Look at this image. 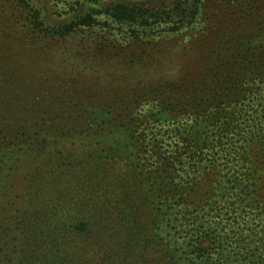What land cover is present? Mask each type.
Here are the masks:
<instances>
[{"label": "trees", "instance_id": "1", "mask_svg": "<svg viewBox=\"0 0 264 264\" xmlns=\"http://www.w3.org/2000/svg\"><path fill=\"white\" fill-rule=\"evenodd\" d=\"M219 2L223 28L198 32ZM108 12L197 32L206 56L74 103L0 90V264H264V0Z\"/></svg>", "mask_w": 264, "mask_h": 264}, {"label": "rangeland", "instance_id": "2", "mask_svg": "<svg viewBox=\"0 0 264 264\" xmlns=\"http://www.w3.org/2000/svg\"><path fill=\"white\" fill-rule=\"evenodd\" d=\"M116 1L0 0V90L40 105L74 103L77 96L120 90L124 74H137L136 62L144 73L171 68L168 78L198 72L209 40L197 32L170 34V22L117 20L108 12ZM223 12L224 3L214 5L206 11L212 21L196 30L217 35Z\"/></svg>", "mask_w": 264, "mask_h": 264}]
</instances>
